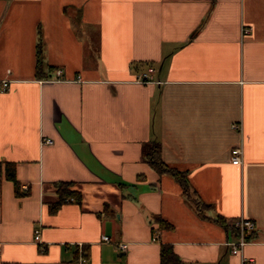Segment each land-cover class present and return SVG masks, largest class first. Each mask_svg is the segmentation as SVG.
Here are the masks:
<instances>
[{"label": "crops", "instance_id": "crops-1", "mask_svg": "<svg viewBox=\"0 0 264 264\" xmlns=\"http://www.w3.org/2000/svg\"><path fill=\"white\" fill-rule=\"evenodd\" d=\"M0 161L26 192L2 177L0 264H264V0H0ZM61 181L81 203L52 211Z\"/></svg>", "mask_w": 264, "mask_h": 264}, {"label": "trees", "instance_id": "trees-1", "mask_svg": "<svg viewBox=\"0 0 264 264\" xmlns=\"http://www.w3.org/2000/svg\"><path fill=\"white\" fill-rule=\"evenodd\" d=\"M45 67L46 63L44 61V52H43V42L39 35V41L36 45V75L38 77H44L47 73H45ZM54 70L53 67H49V72H52ZM161 147L160 144L157 142H153L148 147H145L144 150V157L146 162L160 175H170L173 178H175L183 187L184 192H187L189 189V184L187 181V177L184 173L179 172L170 166H168L161 157ZM4 177L5 179L13 182L15 187V192L17 195H25L26 192L20 191V183L17 180V170H16V163L11 161H0V181ZM123 187L127 186H133L128 183H121ZM57 194H58V200L51 206L52 211L58 210L63 204L69 201H74L77 203H81V194L78 191H75L72 189L73 182H57ZM73 199V200H72ZM197 205L198 203L201 204L200 206H209L205 203H200V201H196ZM198 206L199 208H201ZM220 217V216H219ZM162 226H167V224L162 221ZM224 221V220H223ZM237 236V232H236ZM160 260L161 264H185L181 258L175 253L173 247L169 244H161V251H160ZM8 264V263H5Z\"/></svg>", "mask_w": 264, "mask_h": 264}, {"label": "built area", "instance_id": "built-area-1", "mask_svg": "<svg viewBox=\"0 0 264 264\" xmlns=\"http://www.w3.org/2000/svg\"><path fill=\"white\" fill-rule=\"evenodd\" d=\"M250 29H244V32H249ZM154 72V68L152 66H149L147 71L142 73L139 81L142 83H160V81H153L152 79V73ZM62 74L61 70L56 71L57 77H60ZM9 89V80H3L1 83V92L7 91ZM239 126H235V128H238ZM43 145L44 144H52L53 140L51 139H43L42 140ZM242 148L235 147L231 150V161L233 164L239 165L242 163ZM26 189L27 187L24 186ZM73 200V199H72ZM233 226L237 230V236L234 241H227L226 245L230 248V251L232 254L236 255L240 253L242 247L248 242V237L251 235V233L255 230V223L249 219H245L243 217H240L238 219H235L233 221ZM35 241H40V228L35 229ZM104 242H108L110 239L108 236H104L102 238ZM118 248L122 251L127 250L128 245L126 243L119 244ZM82 264H90L88 261L83 260Z\"/></svg>", "mask_w": 264, "mask_h": 264}]
</instances>
